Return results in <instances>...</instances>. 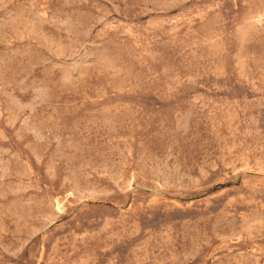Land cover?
Returning <instances> with one entry per match:
<instances>
[{
    "label": "rangeland",
    "instance_id": "rangeland-1",
    "mask_svg": "<svg viewBox=\"0 0 264 264\" xmlns=\"http://www.w3.org/2000/svg\"><path fill=\"white\" fill-rule=\"evenodd\" d=\"M0 264H264V0H0Z\"/></svg>",
    "mask_w": 264,
    "mask_h": 264
}]
</instances>
